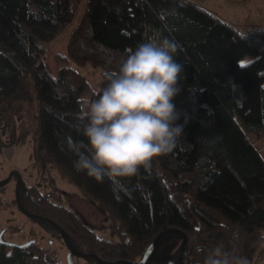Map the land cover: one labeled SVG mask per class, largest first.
Wrapping results in <instances>:
<instances>
[{
  "label": "trees",
  "instance_id": "trees-1",
  "mask_svg": "<svg viewBox=\"0 0 264 264\" xmlns=\"http://www.w3.org/2000/svg\"><path fill=\"white\" fill-rule=\"evenodd\" d=\"M84 3L53 74L48 46ZM154 31L180 45L183 78L173 102L182 136L135 176L97 182L75 170L67 147L83 139L81 98L103 87L125 50ZM247 55L254 59L241 68ZM88 65L102 69L97 86L77 68ZM32 97L39 102L38 153L108 212L118 234L99 235L48 194L30 203L66 231L75 250L138 261L154 243L145 264L167 247L179 264H203V250L222 244L249 264H264V158L253 141L264 137V25L241 31L192 0H0V108ZM40 222L65 243L56 225ZM0 264L69 263L32 241L9 251L0 245Z\"/></svg>",
  "mask_w": 264,
  "mask_h": 264
},
{
  "label": "clouds",
  "instance_id": "clouds-1",
  "mask_svg": "<svg viewBox=\"0 0 264 264\" xmlns=\"http://www.w3.org/2000/svg\"><path fill=\"white\" fill-rule=\"evenodd\" d=\"M179 48L160 32L146 35L125 50L117 71L105 74L103 87L81 98L77 132L83 139L67 142L77 172L97 182L115 181L135 176L153 158L173 151L184 129L173 102L183 78L184 66L175 59ZM202 255L203 264H249L222 244Z\"/></svg>",
  "mask_w": 264,
  "mask_h": 264
},
{
  "label": "rangeland",
  "instance_id": "rangeland-1",
  "mask_svg": "<svg viewBox=\"0 0 264 264\" xmlns=\"http://www.w3.org/2000/svg\"><path fill=\"white\" fill-rule=\"evenodd\" d=\"M192 1L206 7L221 19L244 32L264 25V0ZM84 9L85 3L71 24L48 46L46 64L53 74H56L61 66L58 56L60 53H66L70 34L78 24ZM253 59V55H247L241 61L246 64ZM77 68L85 73L94 86H97L102 75L101 68L93 65ZM38 108L39 102L33 97L22 98L11 103L9 107L0 108V158H7L5 163L7 168L10 165H16L25 170L31 183L37 184L41 190L51 194L57 202L73 208L99 235L117 239L118 234L108 212L88 199L75 183L63 177L52 161L46 162L45 167H40L41 169L38 170L39 164L36 162V148L39 146L36 120ZM0 213L2 219L11 216L9 217L11 221L23 225L21 230L13 233L12 230L8 231L9 234L12 233L8 237L15 243L26 241L30 235L29 229L34 228L31 230V234L38 237L41 244L57 249L63 261L69 264H93L88 257L72 254L59 235L51 233L34 221L32 222L16 208L12 213L8 210ZM7 250L9 251L10 247H7ZM174 255L172 248H164L161 252L153 255L152 262L149 264H163L174 258Z\"/></svg>",
  "mask_w": 264,
  "mask_h": 264
},
{
  "label": "flooded vegetation",
  "instance_id": "flooded-vegetation-1",
  "mask_svg": "<svg viewBox=\"0 0 264 264\" xmlns=\"http://www.w3.org/2000/svg\"><path fill=\"white\" fill-rule=\"evenodd\" d=\"M38 149L39 147L36 148V162L37 164H39L38 170H40L41 168H43V166L45 167V161L38 153ZM6 161L7 158H0V182L7 180L6 183L0 186V212L8 210L12 213L16 208L18 212L25 215L29 220L31 219L32 222L34 221L35 223H38L45 228L44 224L40 222L41 219L33 217L22 210L18 201V194L20 202L25 210L40 215L43 214L35 211V208L30 206V203H44V195L48 194L51 196V194L41 190L40 187L37 186V184L31 183V180L25 174V170H23L22 168L17 167L16 165H10L7 168L5 165ZM9 217L11 216H8L6 219H2V217L0 216V245H4L6 247H12V245H10L9 243H15L8 236H10L13 232L21 230L23 228V225L15 223L16 221H11ZM32 229L34 228L29 229L30 235L28 239L17 244H28L32 241H39L38 237H36L33 233L31 234ZM10 230H12L11 234H9L10 232L8 233V231ZM169 260H173L174 263L177 264L174 258Z\"/></svg>",
  "mask_w": 264,
  "mask_h": 264
},
{
  "label": "water",
  "instance_id": "water-1",
  "mask_svg": "<svg viewBox=\"0 0 264 264\" xmlns=\"http://www.w3.org/2000/svg\"><path fill=\"white\" fill-rule=\"evenodd\" d=\"M7 180H4L2 182H0V186L3 185L4 183H6ZM18 201L20 204V207L22 208V210L26 213H28L29 215L39 218L41 220L44 221H48L53 223L54 225L57 226V228H59V230L61 231L62 235H63V239L66 243V246L68 247V249L70 250V252L72 254L78 255V256H83V257H94L97 260V264H145L150 256V254L152 253L153 249H154V243L150 244V246L148 247V249L146 250L144 256L142 259L138 260V261H132V260H127V259H117V260H103L98 254L96 253H83V252H79L77 250H75L73 248V246L71 245V242L67 236L66 231L52 218L47 217L45 215H40V214H36V213H32L29 212L27 210L24 209V207L22 206L21 202H20V198H19V194H18ZM10 245H22V244H17V243H9ZM26 244V243H25ZM163 264H175L173 260H169L167 262H164Z\"/></svg>",
  "mask_w": 264,
  "mask_h": 264
},
{
  "label": "crops",
  "instance_id": "crops-1",
  "mask_svg": "<svg viewBox=\"0 0 264 264\" xmlns=\"http://www.w3.org/2000/svg\"><path fill=\"white\" fill-rule=\"evenodd\" d=\"M258 150L261 152L264 158V137L253 140Z\"/></svg>",
  "mask_w": 264,
  "mask_h": 264
},
{
  "label": "snow or ice",
  "instance_id": "snow-or-ice-1",
  "mask_svg": "<svg viewBox=\"0 0 264 264\" xmlns=\"http://www.w3.org/2000/svg\"><path fill=\"white\" fill-rule=\"evenodd\" d=\"M240 66H241V68L246 67L245 62L241 61V62H240Z\"/></svg>",
  "mask_w": 264,
  "mask_h": 264
}]
</instances>
